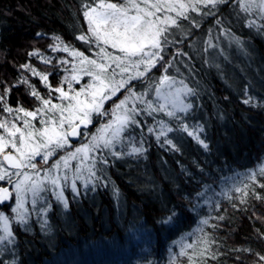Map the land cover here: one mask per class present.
I'll use <instances>...</instances> for the list:
<instances>
[{"label":"trees","instance_id":"trees-1","mask_svg":"<svg viewBox=\"0 0 264 264\" xmlns=\"http://www.w3.org/2000/svg\"><path fill=\"white\" fill-rule=\"evenodd\" d=\"M93 2L0 0V97H3L0 119H11L18 107L35 111L41 106L30 94L29 85L52 103H59L58 93L50 88L62 87L68 91L65 78L71 80L73 64L78 61L66 52L53 51L54 37H60L64 45L93 58L91 54L98 49L93 46V51H83L84 41L76 38L90 35L83 6ZM237 3L238 0H227L212 9L215 12L207 17L202 13L209 8L201 7V14L190 11L189 19H179L181 27L170 29L169 39L173 43L164 53L165 60L172 61L168 74L183 80L194 94L183 97L191 107L185 113H177L179 120L169 119L163 113L154 116L174 128L167 138L179 150L164 144L165 137L157 141L156 135L148 133L147 128L155 121L153 116L144 113L137 117L143 127L129 128L117 152H129V141L139 146L141 139L146 151L123 155L113 161L107 159L108 177L124 200L127 213L132 209L137 213L143 225L138 228L140 231L136 226L126 225L128 232L114 227L112 217L117 207L101 181L95 183L94 203L84 196V193L88 195L90 186L80 190L79 199L66 188L65 212L72 223L70 230L60 224L54 205L44 227L35 217L22 227L14 221L9 204L0 207L9 216L14 238L12 243H0V264H67L69 260L59 261L61 253L74 247L82 254L83 244L97 243L100 238L119 244L109 264H264L259 259L264 256V187L258 186L264 184V176L257 175V183L248 179L264 166V24L249 17L256 24L247 26L250 20L243 11H237ZM230 11L234 13L233 23L228 21ZM225 36L249 44L253 72L249 68L235 69L239 81L230 78L227 59L220 64L208 48V42L215 39L221 42ZM199 39L200 46L195 48ZM31 52L38 55L29 56ZM25 64L46 75L50 88L39 76L21 67ZM162 72L157 65L149 76L157 79ZM24 80L28 83H22ZM81 83L85 86L88 82L83 78ZM147 83L132 81L133 91ZM79 84L72 81V89L80 90ZM126 94L123 89L104 104L103 110L109 111ZM245 100L249 103L245 104ZM5 103L14 110L11 116L4 111ZM97 119L93 115L89 130L97 124ZM13 122L22 126V120ZM180 123L186 124L189 130L202 129L197 134L208 148L179 130ZM59 158L60 155H55L44 167ZM9 184L0 182V187L9 189ZM237 188L241 191H236ZM78 206L90 216L92 234L87 231L89 225L82 219ZM103 212L110 225L107 238L101 237L99 226ZM204 220L207 224L202 223ZM205 248L208 251L201 255Z\"/></svg>","mask_w":264,"mask_h":264},{"label":"snow or ice","instance_id":"snow-or-ice-1","mask_svg":"<svg viewBox=\"0 0 264 264\" xmlns=\"http://www.w3.org/2000/svg\"><path fill=\"white\" fill-rule=\"evenodd\" d=\"M226 2L227 0H122V2L94 0L93 3H86L83 6V16L90 35L82 34L76 38L98 49L93 54L95 58H89L83 52L69 48L64 45L60 37H54L56 45L53 51H63L74 60L78 59V64H73L71 80L65 78V82L69 85L68 91L62 87L51 89L47 84L46 75L36 72L34 68L29 69L27 64L21 66L30 70L33 75L39 76L50 91L59 93L57 99L61 103H52L51 99L44 98L34 86L29 85L30 94L40 101L41 106L35 111L18 107L15 109L16 115L11 119H0V130H2L0 131V181L7 179L13 184L15 206L11 211L15 214L14 218L18 223H27L29 213L25 203L29 196L35 209L37 202L43 200L41 193L51 190L53 196L67 209L68 202L64 197L63 189L69 186V182L73 193L78 194L77 180L82 181L85 187L92 184L94 190L95 183L101 180L97 175L101 170L96 165L108 163L104 155L105 151L117 158L123 155H138L146 151L142 139L139 146L129 141L131 147L127 153L114 150L117 144L124 143L126 139L124 134L129 128L143 127L137 117L144 113L153 116L155 121L153 126L147 128L148 133L156 135L157 141L160 137H165L164 144L179 150L172 140L167 138V134L174 131V128L163 119H156L154 116L163 113L169 119L179 120L177 113L185 112L191 107V104H185L181 97L194 94L183 80H177L168 74V67L171 66L172 61L165 60L164 51L173 43L169 39L172 34L170 29L181 27L178 21L180 18L189 19L187 15L189 11L201 14L202 6L210 9L208 13L202 14L209 15L212 14L211 9ZM238 4L244 13L251 15L253 12H258L259 18L264 19V0H238ZM255 24L254 20L247 22L249 27ZM236 42L239 43L238 40ZM109 48L112 51H108ZM33 55L38 53H29V56ZM157 65L163 69V72L159 78L153 79L149 73L157 68ZM81 72L90 76L91 81L79 91H74L71 83L72 81L79 83L78 73ZM134 80L147 81L146 89L140 93L133 91ZM22 83L28 82L24 80ZM121 89H124L127 95L119 103H114L111 119L98 128L87 143L73 149L69 137L81 135L87 137L88 133L82 131V128H88L94 114L108 116L109 112L103 110L104 103ZM7 91L9 89H5V92ZM153 93L154 98L148 99L147 97ZM0 100H3V97H0ZM130 101L131 107L128 106ZM244 103H249V100H245ZM137 104L143 107H138ZM4 111L11 116L14 110L5 103ZM38 116L41 125L39 128L32 123ZM17 120H22V126L13 122ZM178 128L202 147L208 148L197 134L202 129L189 130L183 123H180ZM58 151H64L65 154L54 161L41 177L37 164L33 161L41 157L42 162L47 164L50 157L55 156ZM72 161H76L74 168ZM25 169L30 171H24ZM257 175L264 176V166L260 167L258 172L252 173L248 179L257 183ZM12 177L17 179L13 181ZM258 186L264 187V184ZM247 187L246 184L245 188ZM236 191L241 189L237 188ZM11 196L12 193L8 188L0 187V203L7 201ZM259 198L257 196V199ZM50 207L49 205L48 208ZM48 208H42L41 212L46 213ZM9 223V217L0 213V233H3L0 235V243L13 242ZM44 223L47 224V221L45 220ZM202 223L207 224V220ZM207 251L208 249L205 248L201 255ZM189 259L191 261V257ZM259 259L264 261V256H260Z\"/></svg>","mask_w":264,"mask_h":264},{"label":"rangeland","instance_id":"rangeland-1","mask_svg":"<svg viewBox=\"0 0 264 264\" xmlns=\"http://www.w3.org/2000/svg\"><path fill=\"white\" fill-rule=\"evenodd\" d=\"M204 8H206V7H204ZM207 10H208V8H207ZM237 11H241V9L239 8V4L237 5ZM208 12L209 11H206L205 13H208ZM213 12H215V11H212V9H211V13H213ZM188 13H190V11ZM170 14L175 15V13H169V15ZM242 14H244L246 16V19H248V20H250L249 17H252L253 19L256 18V20H258V21H260L261 23L264 24V19H260L259 18L260 14L258 12H253L251 15L246 14L244 12ZM209 15H205V17H207ZM228 15H229V18H228L229 23H233L231 21L232 18H234L233 11H230ZM237 40L239 41V43L236 42ZM200 43H201V41L199 39L197 41V44H196L195 48H198L200 46ZM208 43H209L208 44V48L210 49L211 53L213 52L212 56L214 58L217 57V61L220 64H222V62L226 61V59H227V64H228L227 69H229L228 73L230 74V78H234V79H236V81L238 80V75H236L237 73H235V69H239V71H241V69L249 68V70L251 72H253V68L254 67L253 68L250 67V62H251L250 60L251 59L248 56L249 55V50H248V45L249 44H247L246 42L241 41L240 39L235 38V37L225 36L224 39H222L221 42H220V40L215 39L214 41L211 40ZM81 47H82L81 49L83 51H87V50L93 51V46L90 47L85 42L81 45ZM245 49H247L248 51H246ZM107 50L108 51H112V49H110V48L107 49ZM165 52L166 51H164V53ZM179 53H181V52H179ZM179 55H182V54H179ZM91 56L94 58L93 54H91ZM77 61H78V59H77ZM76 64H78V63H76ZM223 64L226 66L225 63H223ZM232 72H234V73L232 74ZM78 75H79V83H80L79 85H81V87L83 86V84L81 83L83 78H85L87 80V82H88L86 85H88L89 82L91 81V77L88 76V75H85L82 72L78 73ZM232 75H233V77H232ZM254 75L252 77H254V79L257 81L258 79ZM146 87L147 86L139 87L136 92L137 93L143 92L146 89ZM122 90L123 89H121L120 92ZM77 91H79V90H77ZM120 92H118V93H120ZM118 93L115 96H113L111 99L116 97L118 95ZM69 94L72 95L73 93H69ZM58 96H59V93H58ZM184 96H186V95H183L181 97L182 100H184V98H183ZM124 97H125V95H123L120 100L124 99ZM81 98H83V97H81ZM147 98L148 99H153L154 98V93L150 94L149 97H147ZM107 101H109V100H107ZM107 101H105V103ZM119 101L117 103H119ZM58 102L61 103V101L59 99H58ZM113 106L111 107V109L113 108ZM128 106L131 107V101L129 102ZM111 109L109 111H107V112H109L108 116H99V115L94 114L95 116L98 117V119L96 121L97 124L93 128H91L90 130H89V126H91L92 124H90L87 129L82 130L84 132H87L88 135H87V137L83 136V141H80L79 144L77 142L73 146V149L75 147H79L83 143H87L88 140L91 139L92 134H95L97 132L98 128H100L102 125L106 124L108 122V120L111 119ZM185 112H183V113H185ZM39 120H40V117L38 116L36 120L32 121V123L37 128L41 127V125L39 123ZM133 127H135V126H133ZM133 127H131V128H133ZM0 131H2V130H0ZM70 144H71V142H70ZM120 146H121V144H117L114 150L117 151L120 148ZM65 151H67V149ZM64 154H65L64 151H58L56 153V155H60V156H62ZM104 155L106 156L107 159L112 160V161L114 159L115 160L118 159L117 157L112 156L107 151H105ZM50 158H52V157H50ZM33 162L37 164V169L40 171L41 177H43L44 171L46 169H48L50 166L49 167H44L45 163L42 162V158L41 157H37L36 160L33 161ZM71 164H72V167L74 168L75 164H76V161H72ZM108 164L109 163H107V164H97L96 167L101 170V171H99L97 173V175L101 177V180H100L101 184L106 186V189L108 190V192H109V194L111 196V199L114 200V202L116 204V207H117V210L114 213V216L112 217L113 218L112 220H113L114 227L119 229L120 231H123V229H125L124 227L126 225L127 226H136L137 227L136 229L142 228L143 227L142 222H141L140 219H138L139 217L136 215L137 213L135 212V210L132 209L131 213L130 212L127 213V211L124 209V208H126L125 204H124V200L121 199L122 197L120 196L119 192L117 191V189L113 185V182L108 177V174H107V171H106V168H105L106 166H108ZM24 171H30V170L29 169H25ZM16 179H17V177H12L13 181H15ZM0 182L8 183L9 181L7 179H5V180L0 181ZM76 184H77V192H78V194L77 193H73L72 188H71V182H69V186L66 187V188H68L69 191H71L72 195L77 197L76 199H79L81 197V195H82L81 194L82 191H85L86 187L84 186L83 182L79 181V180L76 181ZM9 186H10L9 187V191L12 193V196L10 197L9 203H8L9 204V212L13 216L14 221L17 222L15 220V218H14L15 214L12 213V211H11L12 207L15 206V192H14L13 184L10 183ZM88 186H90L89 189H88L89 193L87 195L86 193L83 192L84 196L87 197L86 200H88V202L94 203L95 196L93 195L94 194V190H93V187H91L92 184H89ZM1 187H3V186H1ZM5 188H7V187H5ZM66 188L63 189L64 197H65V191L64 190ZM80 190H82V191H80ZM41 196L43 197V200H40V201L37 202V204L35 206V209H33V205L31 203V196H29L27 198V201L25 203V208L28 210V213H29L28 216H27V223L26 224H20L18 222L17 223L19 225H21L22 227H24V226H27L28 224H30V220H32V218L35 217V219H38V222H39L38 224H41V226L44 227L45 226V223H44L45 220L48 222V220L50 218L49 217V215H50L49 212H51V207L48 208V206L49 205L50 206L54 205V206L57 207V211H58L59 216H60V224H62V227L66 228L67 230H70V225L72 223H71V221L69 219V214H66V212H65V211H67V209H65L63 207V205L56 199V197L53 196L52 191L49 190V191H47L45 193H41ZM42 208H48L47 212L46 213L45 212H41ZM78 210L80 212V215L83 217L82 219L84 220V222L87 225H89V228H87V231L91 232L93 228H91L92 221H91L90 216H88V214L85 211H83L84 209L81 208V206H78ZM0 213H3L7 217H9L7 215V213L5 211H3V210H0ZM99 221H100V224H99L100 231H101V235H102L101 237L107 238V232L110 229V225H109V222H108V218H107L106 212L102 213L101 219ZM9 228L11 230L10 223H9ZM125 230H126V232L129 231L127 229H125ZM137 231H140V229H138ZM90 234H92V232ZM0 235H3V233H0ZM107 240L109 241L108 238H107ZM98 241L99 242L96 241L97 243H90V244H85V245L83 244V246L81 247L82 254L80 253V251H78L74 247L69 248L66 252L61 253V255L59 256V261L69 260V263H67V264H109L111 258L115 255V251L117 250V245H119V244L118 243L110 244V242H112V241L108 242V241H105V239L102 240L101 238L98 239ZM6 243H8V242L6 241ZM120 254L123 255L124 252H120Z\"/></svg>","mask_w":264,"mask_h":264},{"label":"water","instance_id":"water-1","mask_svg":"<svg viewBox=\"0 0 264 264\" xmlns=\"http://www.w3.org/2000/svg\"><path fill=\"white\" fill-rule=\"evenodd\" d=\"M82 130H84V129L82 128ZM78 137H80V136H78ZM78 137H69V141H70L71 143H77V142H78V139H79ZM4 188H5V187H4ZM9 199H10V198H9ZM9 199H8L7 201L3 202V203H0V207L5 206L6 204H8Z\"/></svg>","mask_w":264,"mask_h":264},{"label":"flooded vegetation","instance_id":"flooded-vegetation-1","mask_svg":"<svg viewBox=\"0 0 264 264\" xmlns=\"http://www.w3.org/2000/svg\"><path fill=\"white\" fill-rule=\"evenodd\" d=\"M81 137H82V135L80 136V137H78L79 139H78V144H79V142H80V140H81ZM70 142V141H69ZM75 145V144H74Z\"/></svg>","mask_w":264,"mask_h":264}]
</instances>
